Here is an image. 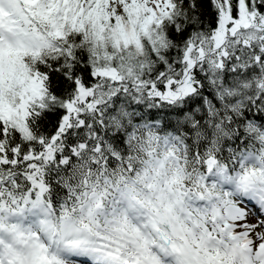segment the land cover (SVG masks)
Masks as SVG:
<instances>
[{"label": "snow or ice", "instance_id": "1", "mask_svg": "<svg viewBox=\"0 0 264 264\" xmlns=\"http://www.w3.org/2000/svg\"><path fill=\"white\" fill-rule=\"evenodd\" d=\"M0 264H264V0H0Z\"/></svg>", "mask_w": 264, "mask_h": 264}]
</instances>
